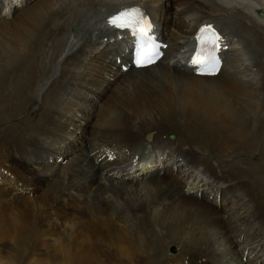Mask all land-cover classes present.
<instances>
[{"label": "bare ground", "instance_id": "6f19581e", "mask_svg": "<svg viewBox=\"0 0 264 264\" xmlns=\"http://www.w3.org/2000/svg\"><path fill=\"white\" fill-rule=\"evenodd\" d=\"M134 5L169 44L163 61L147 69L133 64L127 32L106 22ZM0 8V31L29 9L14 30L16 49L0 46V108L8 113L0 124L17 135L0 144V183H7L0 186V241L9 233L6 211L16 210L17 236L16 253L0 246V264H222L229 255L264 264L240 248L243 236H230L238 219V231L264 225L258 193L232 168L241 151L259 150L264 160V0H0ZM211 23L227 61L208 77L186 64L197 30ZM102 88L108 91L99 97ZM72 127L89 137L87 148L78 147ZM95 137L104 143L88 146ZM51 142L62 147L56 155ZM137 144L146 145L138 151ZM247 196L246 216L218 203L241 206ZM254 244L264 247V229ZM215 246L222 254L211 261Z\"/></svg>", "mask_w": 264, "mask_h": 264}, {"label": "rangeland", "instance_id": "374dc122", "mask_svg": "<svg viewBox=\"0 0 264 264\" xmlns=\"http://www.w3.org/2000/svg\"><path fill=\"white\" fill-rule=\"evenodd\" d=\"M29 8V7H28ZM2 8H0V10H1ZM30 9H31V7H30ZM27 10H29V9H26L24 12H22L21 14H19L18 15V17L16 18V16L14 17V18H12L11 20V22H12V24H11V26H12V28H7V29H4V30H1L0 31V46H2V47H8V46H10V43L11 42H14V37H13V34H14V30H15V28L17 29V28H19L20 27V25L18 24L19 22H20V20L22 19V18H24V15L23 14H25V12L27 11ZM17 14V13H16ZM20 15H22V16H20ZM22 17V18H21ZM29 17V16H28ZM13 19H14V22H13ZM1 21V20H0ZM10 22V23H11ZM103 22V21H102ZM1 24V23H0ZM16 32L18 33V30H16ZM76 33V32H75ZM14 44H15V42H14ZM16 49V44H15V46H14V50ZM71 67H73V66H71ZM82 78V77H81ZM107 86V83L105 84V87ZM67 87V86H66ZM114 88H116V87H109L108 88V90L109 89H111V90H113ZM65 88H62V93L64 94V90ZM108 90H105V88H102V89H100V95H99V97L100 96H104L106 93H107V91ZM67 91V90H66ZM75 91H77V94H75V96H76V99L78 98V94L80 93V92H82V90L81 89H78V90H75ZM137 93H138V98H141V97H150L151 96V94H149L148 92H144V91H136ZM67 93H72V96L74 95V93H73V91L72 92H67ZM103 94V95H102ZM74 96V97H75ZM95 96V95H94ZM92 100V99H91ZM97 101V99L95 100V101H90L91 103H93V102H96ZM78 102H79V100H78ZM4 103V102H3ZM4 105H6L5 103H4ZM16 111V110H15ZM23 113H25L26 112V110H23L22 111ZM3 113V114H2ZM7 116H8V113H4L3 112V109H1L0 108V117H1V119L2 120H4V119H6L7 118ZM30 116H29V114H26V115H22L21 117H19L20 119H23V118H29ZM19 118H17L16 120H18ZM63 118H61V120H62ZM95 119H90V121H88V122H86L85 124H84V126H85V128H87L86 129V131L89 129V127H91L90 125H93V123H95ZM75 122H78L79 123V121L78 120H76ZM4 123H2V124H0V144L1 145H4V143H6V142H14L15 141V139H16V137H17V135H15L14 133H12L11 131L9 132V131H7L5 128V126H6V124L5 125H3ZM76 129H78V128H75V127H72V130H73V138H75L76 137V140L77 139H81L82 138V141L80 142V144L78 145V147L79 148H82V147H86L87 148V146H86V144H87V140H88V136L83 132V133H81L80 135L79 134H76V133H78L79 132V130H77L76 131ZM68 131H66V132H64L63 134H66V136L67 135H69V133H67ZM71 136V135H70ZM83 138L85 139V140H83ZM95 138H97V137H95ZM163 140H165L166 139V135H163ZM173 141H175L176 140V136L175 135H172L171 137H170ZM95 140H97V141H90L89 142V144H88V146H92L91 144H94V145H100V144H103L104 143V141L103 140H98V138L97 139H95ZM103 141V142H102ZM53 143H55V142H53ZM38 144H40V146H41V144H44L43 142H42V139H39V141H38ZM196 144V141H194L193 142V145H195ZM58 145V146H57ZM146 144H144V145H140V144H137L136 146H135V149L134 150H138V151H141L142 150V148H143V146H145ZM214 147H217L218 146V143H217V141H214V144H212ZM65 146H68L67 144H65ZM149 146V145H148ZM224 147L225 148H227L228 150H230L232 147H233V144H224ZM47 148H48V150L49 151H55V153H53L52 152V154H54V155H56V152L57 151H61V149H62V147L60 146V144H56L55 145V147H53V145H52V142L50 143V145L49 146H47ZM14 151V154H16V150H13ZM115 152H118V151H115ZM257 152H258V154H255L254 156H252L251 154H252V152H248V155H247V153L246 152H243V151H241V152H238V154H237V156H236V160H238L236 163H233V166H232V168H238L239 170H240V172H241V180H244L245 181V184H246V186L249 184V188H252V189H254V190H256V192L258 193L256 196H254L255 197V199H256V201L257 202H261L259 205H260V207H261V209H262V211H263V217L262 218H260L261 220H264V170H263V174H260V173H258L257 172V170H256V168H257V166H258V164H259V166H261L262 168H264V160L263 159H260L259 157H260V155H261V152L259 151V150H257ZM247 155V156H246ZM18 156H19V154H18ZM220 156L225 160V161H227V158L225 157V155L223 154V153H220ZM251 156H252V158H251ZM165 157H169V154H166V156ZM264 157V156H263ZM208 159L209 160H213L212 159V153L211 152H209L208 153ZM50 160H51V158H50ZM252 160V161H251ZM257 160V161H256ZM254 161H256V163H254ZM53 161H51V163H52ZM67 161H65L64 163H66ZM63 163V164H64ZM257 164V165H256ZM181 165H183V164H181ZM178 168H179V170L181 171V170H183V168H184V166H178ZM203 169V168H202ZM227 169H229V170H231V167H227ZM119 170V169H118ZM183 172V171H182ZM165 173H166V175L167 176H171L170 174H171V172H169V171H165ZM121 177H124V176H122V175H120ZM158 177V175H155V176H153V177ZM9 179H11V181H12V183H14L12 186L13 187H16V180L14 179V178H11V177H8ZM162 179L163 178H165L164 176H162L161 177ZM167 178V177H166ZM178 178V177H177ZM50 179H52V178H50ZM146 179H144V181H145ZM139 181H142V179H139ZM3 183H0V186H3V187H6L7 186V183H5V181H2ZM184 183V185L187 183V181L185 180V181H183ZM125 185H127V183H124ZM145 184H146V182H145ZM145 184H144V182H143V184H141L139 187H142V185H143V187L142 188H144V186H145ZM188 186V185H187ZM189 187H191V186H189ZM205 189H203L204 191L205 190H207L208 192H209V189H207V187L204 185L203 186ZM142 188H139V189H142ZM18 192H20V193H23V194H28L27 192H25V191H23V190H19ZM33 192L34 193H37V191H35V190H33ZM178 192V191H177ZM177 192H175V194H177ZM74 193V196H75V193L76 192H74V191H72V194ZM209 193H211V192H209ZM31 196H32V194H31ZM209 195H207V197H208ZM210 196H211V194H210ZM209 196V197H210ZM196 199H198V200H201V201H205V200H207V198L206 197H203V195H195L194 196ZM203 198H206V199H203ZM170 199V197H169V194H168V196H167V194L165 195V201H166V203L168 202V200ZM239 199V198H238ZM81 200H83V199H81ZM80 200V201H81ZM209 201L211 200V199H208ZM232 200H235V198H232ZM75 201V200H74ZM236 202V201H235ZM218 203H220V204H223V205H225V206H230L232 209H233V211L236 213V214H238V215H241V216H246V212L247 211H251V209L248 207V206H250L251 205V203H250V201H249V197L247 196L245 199H244V201H243V203H242V205L240 206V205H237V206H232V202L231 201H229V202H226L225 200H223V198H221V199H219V202ZM74 204V203H73ZM208 205H210L211 206V201L210 202H208ZM205 212H206V209H205ZM112 214L116 217V215L118 214V212H117V210H113L112 211ZM4 219H5V224L6 225H8L9 226V233H8V235H7V237H5V239L3 240V241H0V246H2V247H4L6 250H9V251H12V252H15L16 253V240H17V236H16V228H14V226L11 224L12 223V219L14 220V221H16V210L12 213V212H10V211H6L5 213H4ZM251 219H258V218H251ZM233 223H234V221H232ZM237 226H233V230H235L236 231V233H234L233 235L231 234L230 236H233L235 239H240L241 238V236H243V238H245V241H244V239H241V241H244V244L243 245H241V244H239V246H240V248H246L247 250H249L250 252H252V259H254V260H258L259 258H262V259H264V247H262V248H255L254 247V245L256 246V244H254V235H258V234H260V229H264V225L263 226H261V227H259L260 229H251L252 228V226H248L249 228L248 229H250V231L251 232H248V229H247V231H238L237 230V228L236 227H238V226H240L241 224V222H239V219L237 220ZM247 223L248 224H250V221L248 220L247 221ZM244 224H242V226H243ZM190 227H191V225H190ZM241 229H244V226L243 227H241ZM164 231H165V229H164ZM215 231V230H214ZM150 237H151V235H149ZM153 238V237H152ZM223 240V239H222ZM231 244H232V242H231ZM254 244V245H253ZM175 247V246H174ZM235 247V244H232L231 245V248H234ZM171 248H172V246H170V247H168L167 248V251H166V253H168L169 255H172L173 253H171ZM218 247L217 246H215V248L213 249V254H212V258H211V261H213V260H218V258H217V256L218 255H220V254H222V253H219L217 250ZM253 248H255V249H253ZM175 249H176V251H177V248L175 247ZM253 250V251H252ZM175 251V252H176ZM232 252H234V251H232ZM231 252V253H232ZM244 254V256H248L246 253H243ZM243 256V255H242ZM243 256V257H244ZM50 257V256H49ZM228 263H227V260L226 261H224L222 264H229V262L231 263V264H241V262H242V264H245L247 261H249L250 260V257L248 256V259L247 258H245V259H247L246 260V262H244V259L243 260H241L240 259V261H239V263L236 261V260H234V261H232L233 259H236L235 257H233V255H229L228 257ZM2 262H3V264H9V262L7 261V260H5V259H3L2 260ZM218 263H221V262H218Z\"/></svg>", "mask_w": 264, "mask_h": 264}, {"label": "snow or ice", "instance_id": "6c2138e0", "mask_svg": "<svg viewBox=\"0 0 264 264\" xmlns=\"http://www.w3.org/2000/svg\"><path fill=\"white\" fill-rule=\"evenodd\" d=\"M108 24L118 30L128 31L136 40L135 64L137 67H143L154 62L157 55L154 46H151V25L147 22L146 14L139 8L127 9L118 15L112 16ZM211 29H201V32L210 31ZM201 43V49L193 57L192 63L200 67L212 65L215 67L216 57L215 50L218 48L219 36L214 32L212 39L205 41L198 37ZM207 45H210L208 47Z\"/></svg>", "mask_w": 264, "mask_h": 264}, {"label": "water", "instance_id": "95a60500", "mask_svg": "<svg viewBox=\"0 0 264 264\" xmlns=\"http://www.w3.org/2000/svg\"><path fill=\"white\" fill-rule=\"evenodd\" d=\"M78 32V31H77Z\"/></svg>", "mask_w": 264, "mask_h": 264}]
</instances>
